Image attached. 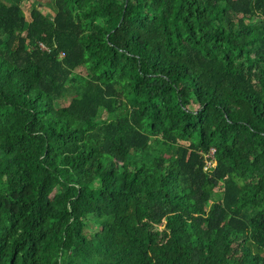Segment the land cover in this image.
Returning <instances> with one entry per match:
<instances>
[{"label": "trees", "instance_id": "trees-1", "mask_svg": "<svg viewBox=\"0 0 264 264\" xmlns=\"http://www.w3.org/2000/svg\"><path fill=\"white\" fill-rule=\"evenodd\" d=\"M42 6L0 0V264H264V0Z\"/></svg>", "mask_w": 264, "mask_h": 264}, {"label": "rangeland", "instance_id": "rangeland-1", "mask_svg": "<svg viewBox=\"0 0 264 264\" xmlns=\"http://www.w3.org/2000/svg\"><path fill=\"white\" fill-rule=\"evenodd\" d=\"M32 1H37V3L38 4H43V6H42V10H44V12H49V9H48V4L50 3V1L51 0H32ZM29 7H30V5L29 4H27V2H25L24 4H23V8H24V10H25V12H26V15H27V17L29 16ZM84 71V69L83 68H80V69H78V72H83Z\"/></svg>", "mask_w": 264, "mask_h": 264}, {"label": "built area", "instance_id": "built-area-1", "mask_svg": "<svg viewBox=\"0 0 264 264\" xmlns=\"http://www.w3.org/2000/svg\"><path fill=\"white\" fill-rule=\"evenodd\" d=\"M211 155L213 154V150H211V153H210ZM206 169V168H205Z\"/></svg>", "mask_w": 264, "mask_h": 264}]
</instances>
